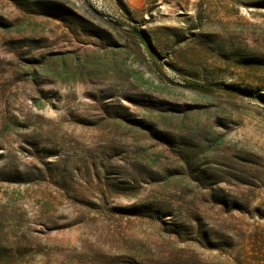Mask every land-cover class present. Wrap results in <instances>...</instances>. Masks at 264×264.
<instances>
[{"label":"rangeland","instance_id":"rangeland-1","mask_svg":"<svg viewBox=\"0 0 264 264\" xmlns=\"http://www.w3.org/2000/svg\"><path fill=\"white\" fill-rule=\"evenodd\" d=\"M0 264H264V0H0Z\"/></svg>","mask_w":264,"mask_h":264},{"label":"water","instance_id":"water-1","mask_svg":"<svg viewBox=\"0 0 264 264\" xmlns=\"http://www.w3.org/2000/svg\"><path fill=\"white\" fill-rule=\"evenodd\" d=\"M109 22H111L113 25H115L119 29L123 30L124 32L136 36L145 45V47H146L147 51L149 52V54L151 55V57L154 58L155 60H157V55L154 52V50H153L152 46L150 45L146 35L143 32L124 28L121 24L114 22L112 20H109ZM176 85L181 87V88H184V89L199 91V92L206 93V94H211L213 92L212 89L207 88L203 85H199V84L177 83Z\"/></svg>","mask_w":264,"mask_h":264},{"label":"trees","instance_id":"trees-1","mask_svg":"<svg viewBox=\"0 0 264 264\" xmlns=\"http://www.w3.org/2000/svg\"><path fill=\"white\" fill-rule=\"evenodd\" d=\"M228 93V92H227Z\"/></svg>","mask_w":264,"mask_h":264}]
</instances>
